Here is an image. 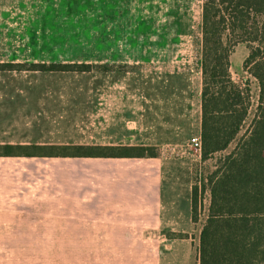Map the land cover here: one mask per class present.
<instances>
[{
	"label": "crops",
	"instance_id": "crops-1",
	"mask_svg": "<svg viewBox=\"0 0 264 264\" xmlns=\"http://www.w3.org/2000/svg\"><path fill=\"white\" fill-rule=\"evenodd\" d=\"M183 15L169 21L174 34L160 36L165 48L115 45L97 65L158 70L131 82L139 90L118 92L114 124L104 128L114 140L97 145L153 146L160 155L0 157V264H198L202 225L192 220L191 162L180 153L189 139L177 136L200 135L202 81ZM193 65L195 105L186 73Z\"/></svg>",
	"mask_w": 264,
	"mask_h": 264
},
{
	"label": "rangeland",
	"instance_id": "rangeland-1",
	"mask_svg": "<svg viewBox=\"0 0 264 264\" xmlns=\"http://www.w3.org/2000/svg\"><path fill=\"white\" fill-rule=\"evenodd\" d=\"M161 2L0 0V63L93 66L104 60V48L115 45L124 50L131 46L138 50L165 48L160 36L177 31L169 23L172 17L183 12L185 24L191 26L200 11L198 6L171 8ZM248 52L246 44L238 43L230 57L234 81L250 91L251 107L243 128L225 151L206 161L185 157L191 162L192 188L197 187V229L208 215L209 190L203 186L207 176L234 150L255 114L258 85L242 70ZM108 67L112 69L82 73L0 71V144L97 145L113 141L115 136L106 135L104 128L114 124L112 116L121 100L118 92L139 90L131 88V82L144 81L149 75L158 78L159 73L146 65ZM186 73L193 84L191 101L195 105L198 69L193 65ZM177 137L182 141L191 138Z\"/></svg>",
	"mask_w": 264,
	"mask_h": 264
},
{
	"label": "trees",
	"instance_id": "trees-1",
	"mask_svg": "<svg viewBox=\"0 0 264 264\" xmlns=\"http://www.w3.org/2000/svg\"><path fill=\"white\" fill-rule=\"evenodd\" d=\"M193 25V62L201 72V159L225 151L236 139L251 107L247 85L234 81L231 54L247 45L242 70L258 85L249 128L234 150L206 178L208 215L199 237L198 264H264V0H201ZM110 70L87 64L0 63V71L90 72ZM167 156L169 154H166ZM154 158L153 146L0 144V157ZM197 187L191 191L196 223Z\"/></svg>",
	"mask_w": 264,
	"mask_h": 264
},
{
	"label": "built area",
	"instance_id": "built-area-1",
	"mask_svg": "<svg viewBox=\"0 0 264 264\" xmlns=\"http://www.w3.org/2000/svg\"><path fill=\"white\" fill-rule=\"evenodd\" d=\"M182 156H192L198 160L201 158V138L200 135H194L189 140L187 145L181 150ZM210 196V195H209ZM210 201V200H209Z\"/></svg>",
	"mask_w": 264,
	"mask_h": 264
}]
</instances>
